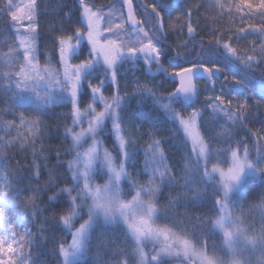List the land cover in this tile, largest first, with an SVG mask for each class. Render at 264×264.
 Segmentation results:
<instances>
[{"label": "snow or ice", "instance_id": "snow-or-ice-1", "mask_svg": "<svg viewBox=\"0 0 264 264\" xmlns=\"http://www.w3.org/2000/svg\"><path fill=\"white\" fill-rule=\"evenodd\" d=\"M0 20V264H264L260 104L214 82L264 62V0H6Z\"/></svg>", "mask_w": 264, "mask_h": 264}, {"label": "rangeland", "instance_id": "rangeland-1", "mask_svg": "<svg viewBox=\"0 0 264 264\" xmlns=\"http://www.w3.org/2000/svg\"><path fill=\"white\" fill-rule=\"evenodd\" d=\"M137 3L139 2H147V0H136ZM183 3V1L181 2ZM41 7L43 8L44 5L41 4ZM105 11H107V9H105ZM139 19L143 22V17L138 16ZM224 22L226 23V25H232L233 28V32H235L236 28L239 26H242L240 24V21L237 19L235 21V23L233 24V21L231 20V18L229 17H224ZM247 24H252V22L250 23V21H247L243 26L246 27L247 30ZM253 38H256V36L254 35H249L245 40L241 41L239 45H234V46H239L242 48H246L249 47L250 41H252ZM249 54V53H248ZM242 58H246L242 57ZM74 63L76 61H73ZM222 65V64H221ZM153 67H155L153 65ZM225 77H227V80H225ZM235 77V78H234ZM237 81H239V83H237ZM216 84V94H219L221 92H223L226 96V98L228 99H235V98H239L240 100H243L245 98L248 99L249 104L252 105L256 102H259L260 104V108L257 109L256 107H252L251 108V115H250V119H257V122L250 124L249 128L254 130H257L261 127V121H264V97L261 96V89L264 88V85L262 83H258L252 80H249L245 77H242L241 75H239L236 72H233L229 69H225V71L222 72V74L220 75V77L218 78V80L214 81ZM203 83H201L202 85ZM236 93V97L233 96V93ZM241 133H243L242 135H245L244 131H241ZM142 143H144L146 145L147 141H142ZM174 142L173 141H169L168 142V150L170 152H175V147L173 146ZM253 154H255V149L253 148ZM143 159V155L141 154V160ZM147 177L146 176H142L141 180H146ZM95 183L97 184H103V181L100 182V180L95 181ZM122 186V184H121ZM168 190L165 189V192H167ZM127 199H131V196L128 197ZM160 204H164L165 201L163 199H161L159 201ZM252 216L256 217V222H257V227L259 226V210H254L252 212ZM0 223H3L2 220H0ZM17 223L19 224V218L17 220ZM156 227H161L157 224L154 225ZM22 230V229H21ZM151 247V245H149V248Z\"/></svg>", "mask_w": 264, "mask_h": 264}, {"label": "trees", "instance_id": "trees-1", "mask_svg": "<svg viewBox=\"0 0 264 264\" xmlns=\"http://www.w3.org/2000/svg\"><path fill=\"white\" fill-rule=\"evenodd\" d=\"M95 2L97 4H100V3H107L109 2V0H95ZM4 3H6V0H0V7H3ZM69 3H71V0H69ZM169 3H170V0H169ZM138 3L136 2V0H134V7L137 5ZM203 14V13H202ZM140 16V15H138ZM141 17V16H140ZM44 20H47L48 18L47 17H44L43 18ZM225 20V19H224ZM224 20L222 21V23H224L226 25V23L224 22ZM252 22V24L256 25L257 27L259 26V19L257 18L256 20H253V21H250V23ZM8 23V21L6 20H0V32H7V28L5 27V25ZM227 26V25H226ZM5 37L4 36H0V41L4 40ZM256 38H253L252 40H255ZM251 45L249 44V47ZM4 51H6V47L3 49ZM250 55V53H249ZM78 62V61H76ZM222 65L224 64L223 61L220 62ZM41 65H43V60H41ZM227 69L233 71V72H236L238 73L239 75H241L242 77H245L249 80H252V81H255V82H258V83H262L264 85V62H261L259 64V66H257L256 64H253L251 66V68H249L247 65H244V64H241L239 62H236L235 64L229 66ZM24 109H19L18 111H23ZM50 111L52 113H59V112H63L65 111V109L61 106H56L52 109H50ZM62 119V118H61ZM53 121L51 120H47L46 123L47 124H51ZM3 133L0 132V135H2ZM243 133H239L240 136H244L242 135ZM12 136H15L16 133L15 131L13 130ZM43 143L45 146H52L54 147L55 146V142L54 141H51V140H41V141H38L37 142V149H39L40 147V144ZM29 152L31 151V149H27ZM11 154L15 157V159L13 160V163H15L16 160H19L20 159V154H19V151L18 150H12ZM31 160V156H29V161ZM102 182V181H100ZM126 183L127 182H122V188H125L126 190ZM130 197V196H128ZM127 197V198H128ZM12 201H9V207H11L12 205ZM181 211L183 209H180ZM157 224L161 227H165L167 226L166 222L163 221V220H157ZM51 264H56V258L55 257H52L51 258Z\"/></svg>", "mask_w": 264, "mask_h": 264}, {"label": "water", "instance_id": "water-1", "mask_svg": "<svg viewBox=\"0 0 264 264\" xmlns=\"http://www.w3.org/2000/svg\"><path fill=\"white\" fill-rule=\"evenodd\" d=\"M182 0H172V4H178V3H180ZM201 82V81H200Z\"/></svg>", "mask_w": 264, "mask_h": 264}]
</instances>
